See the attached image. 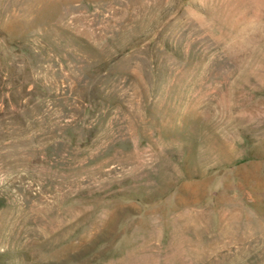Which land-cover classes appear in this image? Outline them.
Instances as JSON below:
<instances>
[{
	"label": "rangeland",
	"instance_id": "374dc122",
	"mask_svg": "<svg viewBox=\"0 0 264 264\" xmlns=\"http://www.w3.org/2000/svg\"><path fill=\"white\" fill-rule=\"evenodd\" d=\"M0 264H264V0H0Z\"/></svg>",
	"mask_w": 264,
	"mask_h": 264
}]
</instances>
